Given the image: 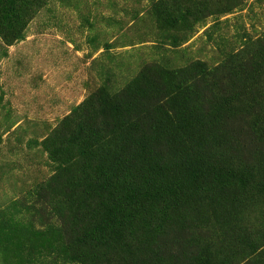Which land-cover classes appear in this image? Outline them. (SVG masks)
Here are the masks:
<instances>
[{
    "label": "trees",
    "instance_id": "1",
    "mask_svg": "<svg viewBox=\"0 0 264 264\" xmlns=\"http://www.w3.org/2000/svg\"><path fill=\"white\" fill-rule=\"evenodd\" d=\"M208 2L157 0L152 15L163 31L179 25L190 29L204 11L229 10L211 9ZM43 3L0 0V37L6 43L23 39ZM163 37L178 43L177 33L164 32ZM234 68H241L244 89L251 87L254 80L244 76L241 64ZM190 71L210 74L207 63L198 59L177 72L181 80L157 63L120 91L105 81L43 139L56 162L46 184L52 211L66 222V262L236 264L248 258V264H264V151L241 154L223 128L232 111L250 117L240 107L256 99L234 97L228 74L232 82L224 86L223 102L199 113L195 81L186 78ZM159 85L172 89L165 98ZM145 100H154L147 110L142 108ZM58 228L52 226L51 232L61 251ZM178 231L191 236L208 231L211 236L194 239L203 246L179 260L162 241Z\"/></svg>",
    "mask_w": 264,
    "mask_h": 264
},
{
    "label": "rangeland",
    "instance_id": "2",
    "mask_svg": "<svg viewBox=\"0 0 264 264\" xmlns=\"http://www.w3.org/2000/svg\"><path fill=\"white\" fill-rule=\"evenodd\" d=\"M155 1L44 0L23 39L6 43L0 37V264H107L83 258L66 262V222L52 211L46 184L56 162L42 143L105 81L120 91L130 78L157 63L181 80L179 70L202 60L210 74L186 75L195 81L198 112L218 108L225 84L233 81L234 97L252 96L256 101L240 107L250 117L232 111L223 119V128L241 154L264 151V0H209V8L229 10L204 11L190 29L179 25L163 30L177 33L178 43L163 37L152 15ZM237 63L244 76L254 80L247 91L241 68H234ZM171 90L159 85L158 93L165 98ZM153 103L145 100L142 108ZM52 226L61 230V251L53 245ZM210 236L208 231L193 236L178 231L162 241L181 260L203 246L194 239ZM248 262L245 258L236 264Z\"/></svg>",
    "mask_w": 264,
    "mask_h": 264
}]
</instances>
